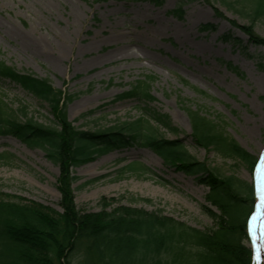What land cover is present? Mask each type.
<instances>
[{
	"label": "rangeland",
	"instance_id": "374dc122",
	"mask_svg": "<svg viewBox=\"0 0 264 264\" xmlns=\"http://www.w3.org/2000/svg\"><path fill=\"white\" fill-rule=\"evenodd\" d=\"M178 2L0 0V60L48 77L56 88L73 94L68 119L92 130L140 115L139 101L118 96L136 80L154 75L152 105L171 116L189 152L210 167L256 185L255 172L194 143L183 108L186 104L212 118L220 116L225 130L246 149L264 154V70L221 38L230 32L243 40L248 53L264 61V47L248 43L246 34L232 22L248 24V9L241 10L233 0L194 1L183 6V17L178 18L170 13ZM215 7L223 16L216 15ZM205 23H213L216 29H202ZM60 30L67 33L61 45ZM255 31L264 36V22H257ZM28 32L48 35L51 49L41 52L26 39ZM0 93L14 109L25 106L27 117L43 123L54 120L48 104L21 86L2 81ZM166 136L175 138L170 132ZM135 160L149 171L119 172ZM74 173L79 177L73 184L75 200L81 209L100 211L106 203H110L108 210L128 205L161 209L198 228L213 224L202 208L209 204L205 198L209 188L195 176L167 167L149 148L111 150ZM58 175V165L41 148L14 136H0V193L61 210ZM260 216L264 219V209ZM245 243L257 257L264 256V230L259 235L250 230Z\"/></svg>",
	"mask_w": 264,
	"mask_h": 264
},
{
	"label": "trees",
	"instance_id": "16d2710c",
	"mask_svg": "<svg viewBox=\"0 0 264 264\" xmlns=\"http://www.w3.org/2000/svg\"><path fill=\"white\" fill-rule=\"evenodd\" d=\"M144 1L163 4V0ZM194 1L209 0H179L170 13L182 18L183 6ZM233 4L241 10L247 8L250 20L248 24L232 20L234 25L246 34L248 43L264 47V36L255 31L256 23L264 22V0H233ZM215 11L217 16H223L218 8ZM201 28L216 29L213 23ZM221 38L255 59L264 70V61L248 53L241 38L230 32ZM154 79V75L138 79L118 96L139 101L140 115L102 129H83L67 116L73 94L56 88L48 77L0 60V82L8 80L46 102L54 117L51 123L27 117L25 106L14 109L0 93V136H14L30 147L41 148L58 165L61 194L58 210L36 200L0 193V264H264V256L258 259L245 243L250 237L249 221L256 204L254 183L210 167L189 152L171 116L152 105L155 97L150 84ZM183 108L196 145L255 172L261 156L230 135L220 116L212 118L186 104ZM166 132L175 138L167 137ZM130 146L153 150L167 167L193 175L205 184L209 204L202 208L213 224L198 228L161 209L128 205L108 210L110 203H106L100 211L79 208L73 187L79 177L74 169L101 154ZM147 171L148 167L136 160L119 169L121 174ZM251 229L261 234L264 220L252 221Z\"/></svg>",
	"mask_w": 264,
	"mask_h": 264
},
{
	"label": "bare ground",
	"instance_id": "6f19581e",
	"mask_svg": "<svg viewBox=\"0 0 264 264\" xmlns=\"http://www.w3.org/2000/svg\"><path fill=\"white\" fill-rule=\"evenodd\" d=\"M26 35V39L30 42L33 46L40 49L41 52H48L51 49L53 41L49 38L48 35L44 33L38 32H28ZM59 43L60 45L66 40L67 33L64 30H60Z\"/></svg>",
	"mask_w": 264,
	"mask_h": 264
},
{
	"label": "snow or ice",
	"instance_id": "6c2138e0",
	"mask_svg": "<svg viewBox=\"0 0 264 264\" xmlns=\"http://www.w3.org/2000/svg\"><path fill=\"white\" fill-rule=\"evenodd\" d=\"M256 192L260 197V204L257 206L258 211L252 217L253 224L260 218V209H264V154L261 155L259 166L255 169Z\"/></svg>",
	"mask_w": 264,
	"mask_h": 264
}]
</instances>
